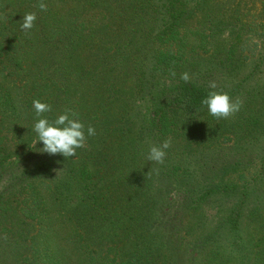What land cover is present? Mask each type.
Wrapping results in <instances>:
<instances>
[{
	"label": "trees",
	"instance_id": "1",
	"mask_svg": "<svg viewBox=\"0 0 264 264\" xmlns=\"http://www.w3.org/2000/svg\"><path fill=\"white\" fill-rule=\"evenodd\" d=\"M251 10L0 0V264H264V149L253 147L264 138V87L234 97L244 78L217 79L241 73L248 32L264 46ZM156 71L170 83L155 84ZM209 91L238 98L240 110L210 116L200 103ZM34 99L51 105L42 115L70 109L95 135L67 159L39 152ZM166 139L164 163L147 161Z\"/></svg>",
	"mask_w": 264,
	"mask_h": 264
},
{
	"label": "clouds",
	"instance_id": "2",
	"mask_svg": "<svg viewBox=\"0 0 264 264\" xmlns=\"http://www.w3.org/2000/svg\"><path fill=\"white\" fill-rule=\"evenodd\" d=\"M39 8L45 10L46 5L40 2ZM36 19L35 12L25 13L21 21V28L29 30L33 27ZM175 76V73H172ZM180 79L187 82L190 76L187 72L180 75ZM210 89H216L215 82L209 83ZM200 103L206 106L208 114L217 119L227 118L229 115L238 112L241 108V101L237 98L233 100L227 92L209 91ZM32 108L37 117L32 123L31 131L35 133L33 147L37 142H42V147L37 149L41 153L49 155L60 154L65 159L76 155V150L85 145L87 137L95 135V128L87 126L80 120L78 114L70 109L58 114L54 119H49L42 114L51 111V105L41 102L39 99L32 101ZM171 141L164 140L160 144L151 145L146 153V160L163 164L166 150L170 147Z\"/></svg>",
	"mask_w": 264,
	"mask_h": 264
},
{
	"label": "rangeland",
	"instance_id": "3",
	"mask_svg": "<svg viewBox=\"0 0 264 264\" xmlns=\"http://www.w3.org/2000/svg\"><path fill=\"white\" fill-rule=\"evenodd\" d=\"M228 3L230 6L239 5L241 10H244L245 12L250 11V9L255 8V7L258 8V10H255V11L251 10V12H249L248 17H250V21L253 24L264 23V0H228ZM245 18L246 17L244 16V19ZM246 35L247 36L253 35V37L249 38L246 42V46L248 47L246 50V54L249 56V59H247V61L243 64L241 73L238 75V77L236 76L231 77L228 74L225 77L216 76L218 77L217 79H225V80H230V79L242 80L244 78L243 87L241 88L240 91L237 92V94L234 97L238 96L241 93H246L247 90H249L250 88L261 89L264 87V46L261 47L262 43L257 40L258 36H256L252 32H248V34ZM150 79L154 80L155 84L156 82H159L161 84L170 83V81L166 77H163V74H161L158 71L152 72ZM214 80L215 78L212 77V81ZM155 87L156 86H153V85L149 86V93L144 99V103H145L144 108L146 110L148 109V105L151 103L150 99L152 98L150 95H153ZM159 88H162V86H159ZM260 140L261 141L259 142V144L253 147L264 149V138ZM219 156L223 160L227 158H232V154H230L227 151L220 152Z\"/></svg>",
	"mask_w": 264,
	"mask_h": 264
}]
</instances>
